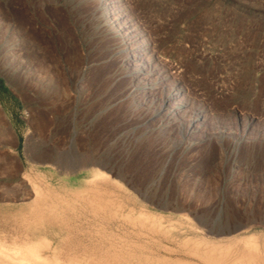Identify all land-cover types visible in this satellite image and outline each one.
<instances>
[{"label": "rangeland", "instance_id": "1", "mask_svg": "<svg viewBox=\"0 0 264 264\" xmlns=\"http://www.w3.org/2000/svg\"><path fill=\"white\" fill-rule=\"evenodd\" d=\"M96 1L0 0V239L29 231L9 210L47 168L70 175L49 182L79 186L93 158L122 210L183 223L151 232L113 216L123 264H209L184 252L202 238L190 223L264 248V0H109V12ZM125 35L148 47L138 77ZM173 84L181 96L165 102ZM71 217L58 228L85 225Z\"/></svg>", "mask_w": 264, "mask_h": 264}, {"label": "bare ground", "instance_id": "2", "mask_svg": "<svg viewBox=\"0 0 264 264\" xmlns=\"http://www.w3.org/2000/svg\"><path fill=\"white\" fill-rule=\"evenodd\" d=\"M97 1L101 2V4L106 7L108 12L112 10L111 1ZM107 19L110 21V28L113 26L112 29H118L119 25L116 22L115 18H113L112 16H107ZM122 27L124 28V26ZM125 37V56L126 58H132L131 60L135 62V64L132 65L127 64V69H129L128 71L133 72V74L138 77L142 71L148 70L147 58L148 56H150L147 55L148 47L143 48V45L137 42V37L135 36V38L127 35H125ZM121 42H123L122 39ZM125 43L123 42L122 44ZM181 93L182 90L179 87L174 86L173 84V89H171L168 95L164 97V101H173ZM49 160L51 164L54 165V161L52 159ZM84 161L85 163L81 167H79L78 173H87V179L78 178V180L81 182L79 186H72L69 183L64 182L53 184L46 180V178H48L49 176L56 178L60 174H63L65 176L63 177L64 179L70 177L68 172H64L56 166L55 171L53 169L47 168L44 171V175L42 174V177H38V181H34L31 184L29 183L30 188H26L27 191L25 192V194L28 196H31V194L33 195L31 201L19 206H12V208H10L9 210L11 216H18V218L20 219V227L29 229V231L25 232L23 238L17 235L19 238L10 239L8 237L9 239H7L6 237L3 238V240L0 239V264H123L120 260L121 255L117 254L115 250L112 249L111 231L113 230V228L110 231V224L111 218L113 216L116 217V215H120V218L128 220L133 224H138L139 226L144 227L146 226L151 232L155 231L154 229L164 231L166 233H170L172 231H180V226L183 225V223L179 221V219H176V223L168 222L166 223V225H164L165 223H163L160 218L155 217L156 215L154 216L150 212L140 211L137 214L135 213L136 215H134L132 214V210H122L127 208H125V206L123 207L120 201H116V199H114L115 194L111 190V185L117 180L114 181V179L109 176V172L107 173L104 170L98 168V166L95 165L96 162L93 160V158H85ZM102 168L106 169V167L104 166ZM44 176L45 178H43ZM119 186L124 191H126V189H124L122 185ZM82 213L84 215H82ZM80 215L85 216V225L84 221H81L82 223L78 222L76 226H72L74 229H68V233H66V231L63 232L60 228H58V223H61L66 227H71V225H69L70 221H68V216L76 217V220L74 221H77L79 219L78 217H81ZM129 216H135V218H131ZM65 218H68V220ZM14 220L16 222V218ZM115 221L116 220H114V224ZM199 224L201 223L199 222ZM190 226L194 227V229H197L200 233H202V238L195 241L194 248H188L184 251L185 253L192 254L194 255V257L197 256L198 258L205 262H208L209 264H264V248H262V246L258 243V241L256 240L257 238L255 239V235L251 234L249 236L239 238V240L243 241V249L237 250V248L232 247L231 244H221L220 241L216 242L208 239L211 238L208 237L209 231L204 230L203 227L201 229L199 226L192 225L191 223ZM245 226L246 224H244L243 222V224H238L235 227H237L238 229ZM77 231L78 234L80 232L81 236H83L86 244H82L80 241L78 242L77 240H75V233ZM230 231L232 230H229L228 232ZM127 232L129 233L130 231ZM134 234L138 235V233ZM13 235H15V233ZM210 235H212V233ZM5 236H7V234ZM131 236H133V234H131ZM126 241L128 240H125V242ZM77 242L79 244H77ZM183 242L185 245H190L188 243V238H184ZM114 243L116 244V242ZM76 245L78 246L76 247ZM121 249L123 250V248ZM196 261L197 260H195V264ZM180 262H177V264H184Z\"/></svg>", "mask_w": 264, "mask_h": 264}]
</instances>
